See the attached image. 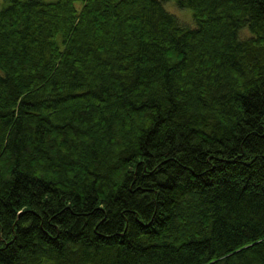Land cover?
<instances>
[{"label":"trees","instance_id":"16d2710c","mask_svg":"<svg viewBox=\"0 0 264 264\" xmlns=\"http://www.w3.org/2000/svg\"><path fill=\"white\" fill-rule=\"evenodd\" d=\"M167 1L3 0L0 264H264V0Z\"/></svg>","mask_w":264,"mask_h":264},{"label":"rangeland","instance_id":"374dc122","mask_svg":"<svg viewBox=\"0 0 264 264\" xmlns=\"http://www.w3.org/2000/svg\"><path fill=\"white\" fill-rule=\"evenodd\" d=\"M46 1H54V0H46ZM3 6V0H0V9ZM165 7L171 13L175 14L183 23L190 27L196 26V21L194 18L193 10L190 8H180L175 0H170L165 3ZM242 37H249L250 32L246 29H242L240 32Z\"/></svg>","mask_w":264,"mask_h":264}]
</instances>
